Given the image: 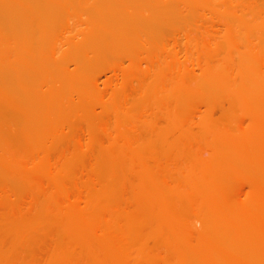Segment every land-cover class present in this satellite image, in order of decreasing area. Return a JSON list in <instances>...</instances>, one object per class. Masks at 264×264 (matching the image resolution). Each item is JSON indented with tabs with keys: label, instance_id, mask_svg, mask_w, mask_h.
<instances>
[{
	"label": "bare ground",
	"instance_id": "1",
	"mask_svg": "<svg viewBox=\"0 0 264 264\" xmlns=\"http://www.w3.org/2000/svg\"><path fill=\"white\" fill-rule=\"evenodd\" d=\"M0 264H264V0H0Z\"/></svg>",
	"mask_w": 264,
	"mask_h": 264
}]
</instances>
